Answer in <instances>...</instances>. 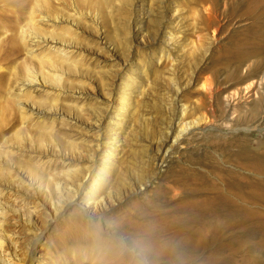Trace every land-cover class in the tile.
Instances as JSON below:
<instances>
[{
  "label": "rangeland",
  "instance_id": "obj_1",
  "mask_svg": "<svg viewBox=\"0 0 264 264\" xmlns=\"http://www.w3.org/2000/svg\"><path fill=\"white\" fill-rule=\"evenodd\" d=\"M262 3L0 0V264H264V105L178 121L251 70Z\"/></svg>",
  "mask_w": 264,
  "mask_h": 264
},
{
  "label": "bare ground",
  "instance_id": "obj_2",
  "mask_svg": "<svg viewBox=\"0 0 264 264\" xmlns=\"http://www.w3.org/2000/svg\"><path fill=\"white\" fill-rule=\"evenodd\" d=\"M254 1H263L260 5L262 15L256 20V22L260 24L261 34L259 37L262 38L264 37V0ZM261 44L264 45V41L254 44V50L242 53L237 57V60L239 61L236 63L237 65L235 66L234 71L238 70L243 63L248 62L250 59H252L253 63L251 70L241 77V82L229 83L227 87L220 88L221 86H218L215 87V89L211 88L214 84L203 83L200 88H194L186 97L181 98L180 103L183 105V110L182 114L178 117V121L180 122L179 124L188 119L196 118L195 125L199 126L206 121L207 116L211 117L213 121H217L215 118L217 116L220 117L221 120L224 119L226 112H229L228 116L230 121L227 125L230 128L235 126V122L239 121V119H244V121L249 124L262 122L263 118L259 115L262 113L261 108L264 105V74H262V70L264 68L262 60L264 52L259 49L255 50V48ZM242 97H245V101H242ZM207 107L209 109H207ZM192 125L194 127V124ZM208 148L218 149L220 151H224L225 149L221 145L208 142L205 145V155ZM246 159L248 158H243V160ZM241 197L242 199L250 200V197L248 196ZM211 200L213 203H217V209H222L225 204L229 203V200L222 197L220 194ZM69 204L70 203H63L62 205L57 206L58 208L54 207V209L56 210V213H58L63 211ZM195 244L196 241L194 239L183 241L184 249L186 250ZM1 247L2 244L0 240V248Z\"/></svg>",
  "mask_w": 264,
  "mask_h": 264
}]
</instances>
